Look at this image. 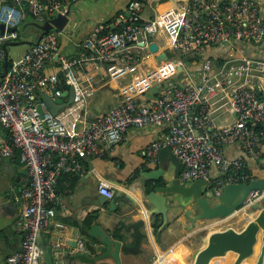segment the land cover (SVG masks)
<instances>
[{"label": "built area", "instance_id": "2783aa9c", "mask_svg": "<svg viewBox=\"0 0 264 264\" xmlns=\"http://www.w3.org/2000/svg\"><path fill=\"white\" fill-rule=\"evenodd\" d=\"M73 0H0V60L2 44L15 40L20 25L30 14L39 23L56 15ZM27 2V4H26ZM142 3L129 0L125 12L111 21L96 25L84 39V48L77 55L59 54L61 30L42 33L20 56L11 59V66L0 76V125L10 133L0 143V162L18 150L28 170L29 181L13 193L20 203L17 225L23 232L21 245L9 256L11 264H41L42 249L38 243L41 232L48 231L56 212V183L66 173H79L81 160L87 156L102 157L114 144L125 139L129 128L163 126L167 131L152 140L144 150L143 166L158 161V152L169 147L181 162L180 180L204 178L207 197L220 194L228 183L251 179L246 158L228 157L224 147L238 142L244 153L257 159L261 155L264 131V98L254 79L264 78V59L243 55L213 67L210 59H201L196 79L172 82L170 75L180 62L158 60V67L149 74L136 72L140 58L153 54L148 46L153 34L165 31L171 46L181 55L202 57L205 46L227 44L234 40H264V21L255 0H177L156 16L141 17ZM57 56L59 70L46 73L44 66ZM87 63L106 65L108 76L132 72L121 83L120 97L113 108L93 118L87 117L86 105L94 85L92 76L83 85L79 74ZM74 90L73 101L53 114L44 104L36 102L35 92L46 89L52 97L62 95L60 77ZM167 80V81H165ZM158 84L151 103V87ZM227 84L230 107L235 112L231 122L216 125L207 100L216 87ZM38 104H42V110ZM197 107V109H195ZM217 170L211 175V168ZM99 192L111 197L113 190L101 180ZM264 197V188L253 189L245 203L251 205ZM55 264H64L63 240L57 239ZM82 248V241L73 251ZM75 264H85L77 261Z\"/></svg>", "mask_w": 264, "mask_h": 264}, {"label": "crops", "instance_id": "0c3cea01", "mask_svg": "<svg viewBox=\"0 0 264 264\" xmlns=\"http://www.w3.org/2000/svg\"><path fill=\"white\" fill-rule=\"evenodd\" d=\"M129 0H73L70 5L69 18L61 29L59 36V54L66 56L77 55L83 48L84 39L88 33L98 24L111 21L119 12L124 11ZM261 10L264 21V0H255ZM142 19H149L157 15L160 11L171 7L177 0H141ZM65 6V5H64ZM63 11V10H61ZM29 14V13H27ZM26 14V16H27ZM21 21L23 23L35 21L28 16ZM48 18H45L47 20ZM20 23V24H21ZM20 26V25H19ZM37 28V27H36ZM29 31L25 35V30H19L21 37L17 40L36 41L41 33ZM153 42L158 45V50L145 59L140 58L141 63H137L136 72L149 74V70L158 67L157 54L165 51L168 60L175 57L182 66L181 71L168 81H185L187 78L196 79L199 71L201 59H210L213 67L228 61H237L243 55L264 59V40L260 42L234 40L227 44H216L205 46L202 57L197 61L193 57H181L176 55V49L171 46V38L165 32L153 34ZM11 41V40H10ZM26 46L17 52L15 57L9 55L8 59H15L23 54L30 46L28 43H21ZM178 52V51H177ZM3 67V66H2ZM178 68V67H177ZM59 70L57 56L47 62L44 66L46 73ZM3 72L0 71V74ZM132 72H125L119 76H108L106 65L87 63L79 74V79L83 85L87 84V78L92 76L94 79L93 90L88 96L86 105L87 117L93 118L103 114L117 105L120 97L121 83L130 78ZM147 74V75H148ZM60 85L63 100H69L70 86L65 85L61 74ZM167 81V80H165ZM107 86V88H106ZM253 86L258 95L264 98V78L254 79ZM111 93L113 98L103 101L106 93ZM46 94L50 92L40 89L35 92L36 102H44ZM156 94V93H155ZM156 95L150 96L149 100L143 96L144 102L151 103ZM208 109L214 118L216 125L231 122L235 118V112L230 107V94L227 84L216 87L207 100ZM197 109V107L195 108ZM167 128L163 126H147L144 128L131 127L126 133L125 139L116 142L113 148L104 156H87L81 160V170L79 173H66L59 177L56 183V205L54 222H61L58 226L52 223L48 231L40 233L39 240L44 246L51 247L53 264H55V246L57 239L63 240L64 264H69L65 257V247L67 241L72 242L79 235V225L87 229L89 226L98 224L101 229L111 238H122L123 242L130 245L133 243L132 229L127 230V226L142 219L144 223L140 226V231L145 235L140 240L139 250H120V264H187L191 261L192 253L195 248L204 245L205 237L210 231L222 229L227 225L240 230L245 226L257 212V209L250 206H241L238 211L226 218H216L217 220H191L195 211L188 204L186 207L169 203L165 214L152 211L154 205L151 204L146 196L149 186V172H154L157 168H162L170 175L179 174L182 170L181 162L167 148H161L158 152V161L147 166H143V156L146 146L154 139L161 137ZM10 133L0 125V143L2 140H9ZM261 155L257 159L250 158L243 152L238 142L226 145L224 154L228 157L242 155L246 158L247 167L251 178L264 176V131L261 139ZM216 168L212 166L211 175H216ZM103 180L108 182L110 188L119 189L129 196L132 201L116 198V210L110 208L109 199L103 204L100 203L98 186ZM29 181L28 170L22 162L18 150L11 156L0 162V264H11L8 256L16 250L23 241V232L17 225V218L20 210V203L12 197L13 193H18L20 188L27 185ZM109 198V197H108ZM254 202L264 206V197ZM245 205H247L245 203ZM187 209H190L187 211ZM188 212V214H187ZM238 214V215H237ZM223 223L216 227L217 222ZM158 225L154 226L153 223ZM260 231L254 246V252L242 260L239 264H255L260 251ZM42 249V248H41ZM236 253L228 251L223 256L211 258L208 264H232ZM41 264H45L44 252L42 249ZM108 264H116L108 259ZM261 264H264V257Z\"/></svg>", "mask_w": 264, "mask_h": 264}, {"label": "water", "instance_id": "95a60500", "mask_svg": "<svg viewBox=\"0 0 264 264\" xmlns=\"http://www.w3.org/2000/svg\"><path fill=\"white\" fill-rule=\"evenodd\" d=\"M71 2L65 4L63 11H58L56 15L49 17L44 22L32 21L31 24L41 30V33L47 32L53 29L61 30L69 18ZM27 13H30V7H26ZM4 23L0 22V34L4 32ZM9 31L18 30V26L8 27ZM39 35V36H40ZM21 43L34 44L33 40H11L2 44L4 49V55L2 58L3 72L0 76H3L7 71L8 64V49L7 45H18ZM149 50L156 52L158 45L156 42H150L148 46ZM167 54L165 51L159 52L156 56L158 60H167ZM182 66L179 65L177 72L181 71ZM177 72L170 75V79L173 78ZM107 88V86H106ZM158 84L154 83L151 87L150 96H154L157 92ZM69 100L64 101L63 96L67 93H63L61 96L52 97L46 94L44 97L45 106L53 113L56 114L61 108L70 104L74 99V90L72 87L69 89ZM40 110H42V104H38ZM170 150L169 147H163ZM171 151V150H170ZM175 156V155H174ZM182 166V165H181ZM180 173L168 176L162 168H157L154 172H149L148 177L150 179L147 192L144 193L147 200L154 205L152 211L165 214L169 203L175 205H182L186 207L190 204L195 211L191 220H211L216 218H226L235 214L241 206H250L257 209L256 214L248 220L243 228L240 230L235 229L231 225H227L222 229H216L210 231L205 237L204 245L195 248L192 253L191 261L187 264H208L211 258L215 256H223L228 251L236 253V257L232 264H239L246 257L250 256L254 252V246L256 244L258 233L260 231V251L257 256L255 264H261L264 257V206L258 202H253L251 205H245V200L249 192L253 189L264 188V176L258 178H251L244 182H233L226 184L220 194L207 197L203 192V185L206 183L204 178H195L193 180L181 181ZM100 203L103 204L109 199L110 208H117L116 198H122L124 200L132 201L124 192L117 188L113 189L111 197L100 195ZM190 209H187V211ZM188 214V212H187ZM144 223L142 219H138L127 226V230L132 229L133 243L128 245L123 242L122 238L109 237L98 224L89 226L87 229L83 224L79 225V236L75 238L71 246L70 242L65 247V257L68 258L69 264H75L80 261L85 264H108V259L113 260L116 264H120V250H139L140 240L145 235L140 231V226ZM78 240L82 241V248L77 251H73L78 245ZM38 243L43 249L45 264H53V258L51 254V247L44 246Z\"/></svg>", "mask_w": 264, "mask_h": 264}, {"label": "rangeland", "instance_id": "374dc122", "mask_svg": "<svg viewBox=\"0 0 264 264\" xmlns=\"http://www.w3.org/2000/svg\"><path fill=\"white\" fill-rule=\"evenodd\" d=\"M29 20V18H28ZM27 21V20H26ZM24 21L23 23L20 24L19 26V30H25V35H29V31L33 30L34 31H37L38 29L36 28V26H34L33 24H31L30 22H26ZM26 45L25 44H18V45H7V48L9 49V55L12 56V57H15L17 55V52L19 50H22ZM176 55L181 57V54L179 52L176 51ZM184 57H193L192 55H185ZM104 98L102 99L103 101H109L111 98H113L112 94L109 92V93H106L104 96ZM238 215V214H237ZM211 220H217V219H211ZM211 220L209 222H211ZM220 221L217 222L216 224V227L215 228H218V225L220 224L219 223ZM223 225V223H221ZM220 224V225H221Z\"/></svg>", "mask_w": 264, "mask_h": 264}, {"label": "trees", "instance_id": "16d2710c", "mask_svg": "<svg viewBox=\"0 0 264 264\" xmlns=\"http://www.w3.org/2000/svg\"><path fill=\"white\" fill-rule=\"evenodd\" d=\"M139 1H141V0H139ZM142 3V2H141ZM26 4H27V2H26ZM27 16H28V18H33V16L29 13V14H27ZM26 16V17H27ZM19 37H21V35H19V32H18V36H17V39H19ZM17 39H15V40H17ZM197 61H199L200 59H201V57H197V58H195ZM11 66V59H8V64H7V69L9 68ZM3 70V67H2V59L0 60V71H2ZM150 99V98H149ZM154 224V226H156V225H158L157 223H153Z\"/></svg>", "mask_w": 264, "mask_h": 264}]
</instances>
